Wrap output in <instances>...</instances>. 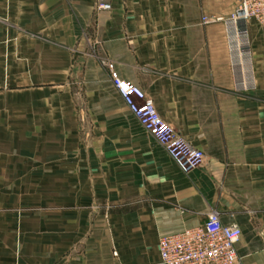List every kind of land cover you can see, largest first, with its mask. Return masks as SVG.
Wrapping results in <instances>:
<instances>
[{"label": "crops", "instance_id": "obj_1", "mask_svg": "<svg viewBox=\"0 0 264 264\" xmlns=\"http://www.w3.org/2000/svg\"><path fill=\"white\" fill-rule=\"evenodd\" d=\"M0 0V264H162L161 237L217 211L264 264V29L233 76L236 0ZM208 20V22L205 21ZM103 62L205 155L184 174Z\"/></svg>", "mask_w": 264, "mask_h": 264}, {"label": "built area", "instance_id": "obj_2", "mask_svg": "<svg viewBox=\"0 0 264 264\" xmlns=\"http://www.w3.org/2000/svg\"><path fill=\"white\" fill-rule=\"evenodd\" d=\"M237 8L226 20L228 49L233 76L238 89H255L250 22L264 29V0H236ZM99 10H110L109 0H97ZM208 22L207 19H205ZM114 88L140 125L166 150L186 175L200 168L204 153L194 147L171 124L163 120L154 101L138 85L121 79L114 65L103 62ZM241 237L238 225H225L217 211L207 221L183 232L166 235L159 240L162 264H240L237 244Z\"/></svg>", "mask_w": 264, "mask_h": 264}]
</instances>
